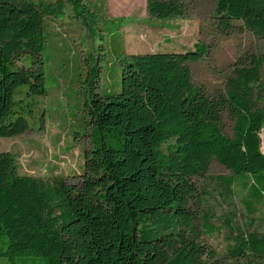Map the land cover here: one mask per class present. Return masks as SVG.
I'll return each instance as SVG.
<instances>
[{
  "label": "trees",
  "instance_id": "obj_1",
  "mask_svg": "<svg viewBox=\"0 0 264 264\" xmlns=\"http://www.w3.org/2000/svg\"><path fill=\"white\" fill-rule=\"evenodd\" d=\"M67 2L88 15L80 0H0V138L29 130L27 110L45 94V17H61ZM146 9L157 19L185 14L181 0H146ZM214 19L225 33L238 20L264 39V0H216ZM204 47L124 56L119 92L94 93L88 105L97 143L86 152L77 183L20 175L12 154L0 152V259L221 264L202 242L219 228L210 213L193 211L192 179L205 177L214 160L231 175L212 179L228 193L240 183L249 213L264 203V57L242 59L223 91L209 97L193 85L190 71ZM22 86L27 91L16 99ZM223 114L232 121L231 136L223 131ZM223 223L234 242L232 264H264V234L231 219Z\"/></svg>",
  "mask_w": 264,
  "mask_h": 264
},
{
  "label": "rangeland",
  "instance_id": "obj_2",
  "mask_svg": "<svg viewBox=\"0 0 264 264\" xmlns=\"http://www.w3.org/2000/svg\"><path fill=\"white\" fill-rule=\"evenodd\" d=\"M80 1L88 8L87 16H79L67 2L61 17H45V94L34 99L33 108L27 110L29 130L14 138H0V152L12 154L20 175L62 178L69 184L79 181L85 154L97 143L88 105L94 93L106 96L119 92L126 55L185 51L195 44L204 45V54L190 64V71L193 85L209 97L223 91L226 78L242 59L250 54L264 57V39L241 28L240 21L234 20L236 26L226 33L216 26V0H181L184 16L168 19L149 16L146 0ZM261 81L264 94V64ZM20 89L16 99L23 98L27 86ZM222 125L224 133L231 136L232 121L226 114ZM230 175L213 160L205 177L192 179L198 192L193 211L197 217L210 213L219 228L212 235L203 234L202 242L216 253L221 264L236 261L229 256L234 242L225 220L264 234V203L251 214L244 203L247 191L240 183L228 193L212 179ZM0 264L10 263L1 258Z\"/></svg>",
  "mask_w": 264,
  "mask_h": 264
}]
</instances>
